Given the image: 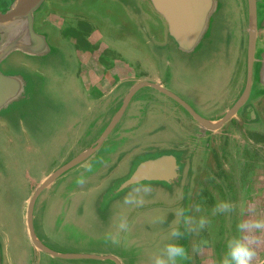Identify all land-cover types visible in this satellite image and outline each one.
<instances>
[{
    "label": "rangeland",
    "instance_id": "374dc122",
    "mask_svg": "<svg viewBox=\"0 0 264 264\" xmlns=\"http://www.w3.org/2000/svg\"><path fill=\"white\" fill-rule=\"evenodd\" d=\"M142 10L137 1L135 4L133 0H88V17L101 30L110 48L118 49L119 54L134 49L139 57L153 65L155 71L159 69L162 75L166 71L171 78V88L200 113L210 116L223 112L225 107L230 106H225L223 100H230L237 94L242 75V71L232 72L236 64L234 61L232 66L230 48L226 45L204 48L191 61L180 53L169 55V48H164V70L160 62L156 68L148 48L153 46L150 45V39L156 36L155 25L151 24L150 18ZM49 21L51 18L47 20L48 24ZM215 34L218 39L222 38L220 31ZM98 44L104 48L102 43ZM66 48L70 53V49ZM99 52L103 51L99 49ZM35 65L31 64L32 73H38V66ZM55 67L57 70L54 71V78L48 80L45 89H32L29 100L25 99L19 105L21 107L18 112L25 117L31 137H21L15 142L0 138V152L6 154L9 172L6 179L0 177V231L7 234L9 256L19 262L14 261V264H30L28 258L33 250L21 214L23 201L29 195L30 181L37 180L34 182L37 185L45 174L71 160L94 141L89 137L88 141L79 138V135L87 131L85 123L88 124V135L92 133V118L84 116L83 108L87 107L81 105L80 81L75 79L73 82L72 73L76 69L74 62L67 63L64 68L61 63H53ZM148 89H145V93L149 95L153 89ZM105 126L97 132H101ZM166 127L158 105L142 101L134 103L125 122L104 148L39 199L35 209V227L40 236L49 244L76 253H116L127 261L126 264H153L154 258L161 254L166 245L168 234L160 233L172 231L166 229L165 223L161 222L163 220L156 217L161 213L152 211L154 207H147L148 213L160 221L154 217L150 220L126 221L124 215L134 206L139 195L146 199L158 191L154 189L163 187L143 182L127 188L120 196H116L115 191L132 175L142 160L174 146L170 141H164L168 134ZM151 204L159 207L158 201H152ZM195 211L200 215L192 221L194 234H197L194 238L199 241L213 239L216 247L220 245L224 248L222 242L227 235L223 233L226 223L223 226L217 220L202 216L201 211ZM202 218L206 221L203 227L200 226ZM122 222L127 224L125 229L120 228ZM2 224L4 228H1ZM207 228L209 233L204 232ZM113 237L117 242H113ZM258 242L255 246H264V242ZM64 264L112 263L80 259L65 260Z\"/></svg>",
    "mask_w": 264,
    "mask_h": 264
},
{
    "label": "flooded vegetation",
    "instance_id": "af4514ba",
    "mask_svg": "<svg viewBox=\"0 0 264 264\" xmlns=\"http://www.w3.org/2000/svg\"><path fill=\"white\" fill-rule=\"evenodd\" d=\"M12 1L0 0V15L8 11ZM136 1L137 5L143 8L145 16L150 18L151 24L155 25L156 36L154 35V38L150 39V45H153L155 49H161V51L164 48L176 47L178 45L176 39L170 35L168 24L164 18L147 1L133 0L135 4ZM34 18L36 32L45 38L48 50L36 56L14 52L0 63L2 75L7 78L22 77L29 83V89L21 96L16 95L18 96L16 99H12L0 107V138L15 142L16 139L30 136L25 117L18 112L21 107L19 105L25 99L29 100V92L32 89H45L48 80L54 78V71L57 69L53 68V63H61V67L64 68L67 63L73 61L74 67L76 66L72 73L73 82L75 79L80 81L81 105L87 107L83 108L84 116L86 115L88 118L89 115L92 118L90 125L92 133L88 135V124L85 123L84 127L87 131L85 134L79 135V138L83 137L84 141H88V137L95 141L103 133L122 107L132 88L143 81L165 82L170 91L182 98L199 116L204 118L220 117L227 111V109H223V112L210 116L200 113L189 101L171 88V78L166 71H163L165 73L163 75L158 69L155 71L153 65L145 58L139 57V53L134 49L128 50L126 54H119L118 49L110 48L111 46L102 36L101 30L88 17V0H49L42 4L41 10L34 14ZM50 18L51 21L48 24L47 20ZM217 18L208 28L206 36L199 42L200 45L208 47L217 44V34H215L218 33ZM60 23L63 25L60 26ZM98 42L102 43L104 48H100L101 45ZM66 47L70 49V53L65 50ZM99 49L103 52L100 53ZM88 53L90 57H88ZM185 57L191 61L195 56ZM56 58L58 60L54 61ZM32 63L38 66V73L30 71ZM145 89H141L134 95L123 117L100 150L125 122L134 103L137 101L155 103L167 124L168 134L164 141L168 140L174 146L169 150L162 149L147 159L173 155L180 169V178L172 184L163 181H144L163 188L154 189L158 191L151 193L152 196L146 199L139 195L135 199L136 203H133L134 206L126 211L128 213L124 215V220L135 222L139 219L150 220L151 217H154L155 220H163L161 222L165 223L166 229L180 231L182 235L178 240H174L167 230L160 233L161 235L168 234L165 240L166 245L175 242L185 248L187 256L178 260V264H221L227 252L228 242L237 237L245 239L246 242L251 240V246L256 251L252 264H264V246H255L258 240H262L258 244L264 242V228L256 229L251 226L257 220L264 221V117L262 103L259 101L262 94H256L240 112L238 118L232 119L218 131H210L198 126V121L192 112L182 104L163 93L149 91L152 88L148 89V95L147 92L145 93ZM255 102L258 103L255 104ZM105 124V128L101 132H97ZM95 131L96 133H94ZM5 157L6 154L0 152L1 179H6L9 176ZM90 159H86L58 178L50 187L41 192L35 202L33 210L35 234L40 241L55 252L104 255L97 251L76 253L49 244L45 238L40 236L35 227V209L42 195L53 190L70 172L87 164ZM71 160L45 174L44 178ZM44 178L37 182V185L34 184L37 180L30 181L29 195L23 201L21 209L26 235L33 248L28 258L29 263L64 264L65 260H80L52 256L39 250L32 241L28 225L29 204L42 185ZM123 191L116 190V196H120L119 194ZM152 201H158L159 207L153 206ZM225 201L230 203V210L227 212L217 211V205ZM147 207H154L151 208L152 211L160 212L161 214L156 216L160 219L149 214ZM195 210L201 211L202 216L209 220L223 223V226L226 223L223 233L225 232L227 235L222 242L225 245L224 248H221L220 245L216 247L213 239L199 241L194 238V235L197 236V234L196 232L194 234L192 221L200 215ZM102 217L105 215L102 214ZM242 223L246 227L240 231L238 225ZM1 228H4V224L1 225ZM148 228L150 227L148 226ZM204 232L209 233V228ZM7 242V234L0 231V264H14V261L19 263L15 257L9 256ZM163 250L160 255L163 254ZM110 256L116 258L118 264L127 262L116 253ZM101 261H111L112 264H117L112 260Z\"/></svg>",
    "mask_w": 264,
    "mask_h": 264
},
{
    "label": "water",
    "instance_id": "95a60500",
    "mask_svg": "<svg viewBox=\"0 0 264 264\" xmlns=\"http://www.w3.org/2000/svg\"><path fill=\"white\" fill-rule=\"evenodd\" d=\"M48 1L13 0L8 11L0 15V63L14 52L36 56L48 50L45 38L36 32L34 20V14L41 10L44 2ZM143 1L151 4L158 14L164 18L168 24L170 35L176 39L178 45L168 49L169 55L176 52L184 56H197L202 53L204 48L212 47H204L199 42L206 36L208 28L219 16L216 25L222 38L218 39L216 37L217 44L215 46L218 48L226 45L230 48L229 55L233 56L232 66L234 61L236 64L235 71H232V69L231 71H242L241 79L238 82L239 91L230 100H223L222 103L225 106L227 104H230V106L224 108L227 111L222 116L208 119L199 116L182 98L170 91L165 82L143 81L135 85L103 133L77 157L44 178L42 185L29 204L28 225L32 241L39 250L52 256L65 259L112 260L117 263L116 258L110 255L69 254L49 249L35 234L33 210L41 192L71 169L77 167L86 159H90L102 148L108 136L123 117L132 98L141 89L152 88L154 91L163 93L182 104L192 112L198 121V126L210 131H218L232 119L238 118L240 112L252 101L256 94H262L259 101L262 103L261 108L264 117V0ZM148 48L157 68L160 62L161 68L164 70L163 50L155 49L153 46ZM16 89H18V92H16ZM28 89L29 83L22 77L7 78L0 72V107L21 96ZM257 103L255 102V104ZM179 178L180 169L173 155L147 159L138 165L136 171L120 186L119 191L126 190L144 181H163L172 184Z\"/></svg>",
    "mask_w": 264,
    "mask_h": 264
},
{
    "label": "clouds",
    "instance_id": "9594fccd",
    "mask_svg": "<svg viewBox=\"0 0 264 264\" xmlns=\"http://www.w3.org/2000/svg\"><path fill=\"white\" fill-rule=\"evenodd\" d=\"M147 190V189H146ZM126 202H131L127 201ZM231 208L230 203L228 202H220L217 205V211L219 212H227ZM205 220L202 218L200 220V226L203 227L205 224ZM252 227L256 229L264 228V221L257 220L252 223ZM127 224L122 222L120 225L121 229H125ZM245 224L238 225L240 231L245 229ZM181 232L178 230H173L171 232V237L174 240H178L181 237ZM113 242H117L113 237ZM256 255L255 248L251 246V240L248 242L242 238H234L228 242L227 252L224 258L221 261V264H252V260ZM187 253L183 245L175 242L168 243L164 250L163 254L156 256L153 260V264H178V260L186 258Z\"/></svg>",
    "mask_w": 264,
    "mask_h": 264
}]
</instances>
